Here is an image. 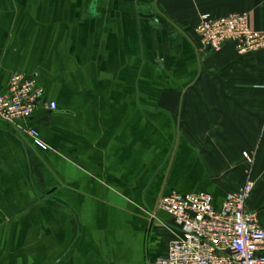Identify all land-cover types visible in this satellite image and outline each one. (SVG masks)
<instances>
[{
	"label": "crops",
	"instance_id": "crops-1",
	"mask_svg": "<svg viewBox=\"0 0 264 264\" xmlns=\"http://www.w3.org/2000/svg\"><path fill=\"white\" fill-rule=\"evenodd\" d=\"M233 13L264 31V0H0V94L14 72L43 90L0 119V264H150L162 195L219 210L247 178L264 229V49L202 55L194 31Z\"/></svg>",
	"mask_w": 264,
	"mask_h": 264
},
{
	"label": "built area",
	"instance_id": "built-area-1",
	"mask_svg": "<svg viewBox=\"0 0 264 264\" xmlns=\"http://www.w3.org/2000/svg\"><path fill=\"white\" fill-rule=\"evenodd\" d=\"M194 31L202 55L206 51L217 53L227 43L234 44L240 54L264 49V31L252 29L245 13L216 18L204 14ZM42 94L34 79L12 73L5 93L0 94V119L27 121ZM46 107L56 109L54 102ZM25 130L34 145L47 148L36 129ZM243 155L253 164V156ZM253 188L254 182L247 178L239 190L226 196L219 210L205 192L162 195L158 207L172 219L175 236L166 255L150 264H264V229L257 214L248 209Z\"/></svg>",
	"mask_w": 264,
	"mask_h": 264
}]
</instances>
